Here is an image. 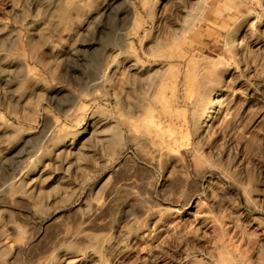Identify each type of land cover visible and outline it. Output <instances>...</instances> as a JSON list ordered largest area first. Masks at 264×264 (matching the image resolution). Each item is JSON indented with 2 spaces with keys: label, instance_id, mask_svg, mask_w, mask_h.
Instances as JSON below:
<instances>
[{
  "label": "rangeland",
  "instance_id": "rangeland-1",
  "mask_svg": "<svg viewBox=\"0 0 264 264\" xmlns=\"http://www.w3.org/2000/svg\"><path fill=\"white\" fill-rule=\"evenodd\" d=\"M0 264H264V0H0Z\"/></svg>",
  "mask_w": 264,
  "mask_h": 264
},
{
  "label": "bare ground",
  "instance_id": "bare-ground-1",
  "mask_svg": "<svg viewBox=\"0 0 264 264\" xmlns=\"http://www.w3.org/2000/svg\"><path fill=\"white\" fill-rule=\"evenodd\" d=\"M239 37V33L236 32L234 35H232L230 41L235 42ZM220 93H212L208 96L209 104L206 106V108L203 110L202 114L200 115L198 119V130L199 132L203 131L206 123L212 116L215 110V103L214 101L219 97Z\"/></svg>",
  "mask_w": 264,
  "mask_h": 264
}]
</instances>
